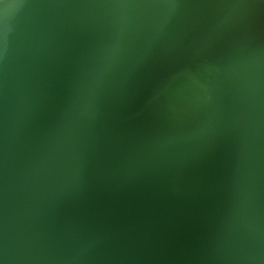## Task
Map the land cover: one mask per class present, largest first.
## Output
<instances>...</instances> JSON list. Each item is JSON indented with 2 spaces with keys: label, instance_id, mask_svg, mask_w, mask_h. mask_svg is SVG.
Listing matches in <instances>:
<instances>
[{
  "label": "water",
  "instance_id": "obj_1",
  "mask_svg": "<svg viewBox=\"0 0 264 264\" xmlns=\"http://www.w3.org/2000/svg\"><path fill=\"white\" fill-rule=\"evenodd\" d=\"M0 264H264V0H0Z\"/></svg>",
  "mask_w": 264,
  "mask_h": 264
}]
</instances>
